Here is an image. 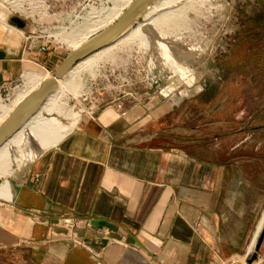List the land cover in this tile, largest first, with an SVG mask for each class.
I'll list each match as a JSON object with an SVG mask.
<instances>
[{"label":"crops","instance_id":"0c3cea01","mask_svg":"<svg viewBox=\"0 0 264 264\" xmlns=\"http://www.w3.org/2000/svg\"><path fill=\"white\" fill-rule=\"evenodd\" d=\"M17 31L0 30V89L39 54L23 51ZM177 104L132 108L125 116L113 105L81 118L67 110L66 136L17 184L0 189V258L10 252L15 264L247 262L264 226V122L211 120L205 130L194 121L182 134L164 122L184 116ZM62 219L87 220L108 239L75 229L82 242L75 247Z\"/></svg>","mask_w":264,"mask_h":264},{"label":"rangeland","instance_id":"374dc122","mask_svg":"<svg viewBox=\"0 0 264 264\" xmlns=\"http://www.w3.org/2000/svg\"><path fill=\"white\" fill-rule=\"evenodd\" d=\"M182 1L168 0L165 5L172 7ZM120 2L12 0V6L0 0V30H16L5 22L7 13L13 11L31 25L47 47L32 64L26 61L15 83L4 86L1 103L10 105L18 91H23V75L34 74L43 80L53 77L55 68L71 52L66 40L104 24ZM209 2L198 14L188 13V24L173 39L150 40L149 46L134 43L124 51L114 49L111 56L82 68L63 93L68 113L81 118L118 103L126 112L145 107L155 110L163 105L173 108L179 103L184 118L166 116L164 122L182 134L194 125L192 118L199 111L204 128L211 120H231L237 125H247L254 118L264 122V0ZM154 13L152 10L149 16ZM215 109L218 112L209 115V110ZM10 168V176L0 177V189L6 181L17 184L24 171ZM17 258L8 252L0 262L15 264ZM257 261L260 264V256Z\"/></svg>","mask_w":264,"mask_h":264},{"label":"bare ground","instance_id":"6f19581e","mask_svg":"<svg viewBox=\"0 0 264 264\" xmlns=\"http://www.w3.org/2000/svg\"><path fill=\"white\" fill-rule=\"evenodd\" d=\"M11 1L12 0H4V2L12 5ZM133 1L134 0H122V3L120 2L115 12L106 17L104 24L102 23L99 27H92L88 30L79 31V33L73 37H69V41L66 40V42L70 45L71 51L79 48L80 45L86 42V40L99 30L109 27ZM166 1L168 0H158L157 3L151 6L142 16L141 22H136L135 26L130 27L117 39V41L112 43L111 46L81 61L71 69L64 81L58 82L56 92L49 96L42 108L19 130V132L13 135L12 138L0 148V177L10 176V167H15L17 172H20L22 169L25 170L36 157L44 153V151L51 149L52 146L66 136L69 129L63 127L61 123L62 117L68 110L67 104H65L63 99V93L68 84H73L74 79L77 78L82 68L94 63L95 60H99L105 56H111L114 49L124 51L130 44L134 43L149 46L150 40H162L166 37L173 39L184 25L188 24V13L194 12V14H198L210 0H183L172 7L165 5ZM152 10H154L155 13L149 16ZM23 77V91H18L14 101L6 106L2 104L0 100V126L17 107L18 103L27 95L34 92V90L45 81L42 77L34 74L23 75ZM13 189L9 194L10 199L14 195Z\"/></svg>","mask_w":264,"mask_h":264},{"label":"water","instance_id":"95a60500","mask_svg":"<svg viewBox=\"0 0 264 264\" xmlns=\"http://www.w3.org/2000/svg\"><path fill=\"white\" fill-rule=\"evenodd\" d=\"M157 1L134 0L109 27L95 33V35L80 45L79 48L67 54L64 60L55 68L53 77L43 81L34 92L22 99L13 112L3 121V124L0 126V148L34 117L49 96L56 92L58 82L65 79L73 67L95 53L111 46L112 43L117 41L130 27L141 19ZM5 22L8 26L21 30L25 35L33 32L31 25L18 14L8 12ZM263 238L264 226L257 237L254 252L247 260V264H252L257 260V253Z\"/></svg>","mask_w":264,"mask_h":264},{"label":"built area","instance_id":"2783aa9c","mask_svg":"<svg viewBox=\"0 0 264 264\" xmlns=\"http://www.w3.org/2000/svg\"><path fill=\"white\" fill-rule=\"evenodd\" d=\"M12 13L18 14V13H15V12H12ZM17 30L21 33V35H22V37L24 39L25 45L23 47V51L29 53L30 51H32L33 48H37V52L38 53H40V54L46 53L47 47H46V45H44L41 42L43 40L42 37L37 36L33 32L31 34L25 35L21 30H19V29H17ZM3 88L4 87H2L0 89V94H1ZM114 107L118 111L120 116H125L126 115V111L122 108L120 103L115 104ZM60 225L65 230H67L68 240H70V244L75 246V247L76 246H81V244H82L80 238L77 236V233H76L75 229H85V233L87 235L92 236V238H94L95 240L100 239V238L108 239V235H109L107 230H100L99 231V230L92 229L91 225H90V222L87 221V220L77 221V220H71V219H68V220L67 219H62ZM244 263H239L237 261H228V262H226V264H244ZM245 264H247V263H245ZM253 264H254V262H253Z\"/></svg>","mask_w":264,"mask_h":264},{"label":"flooded vegetation","instance_id":"af4514ba","mask_svg":"<svg viewBox=\"0 0 264 264\" xmlns=\"http://www.w3.org/2000/svg\"><path fill=\"white\" fill-rule=\"evenodd\" d=\"M216 112H218V110L217 109H215V110H209V115H213V113H216ZM203 113H202V111H199V112H197L196 114H195V116L192 118V120H195L196 122H199L201 119V122L202 121H204L203 120ZM204 123V122H203Z\"/></svg>","mask_w":264,"mask_h":264}]
</instances>
